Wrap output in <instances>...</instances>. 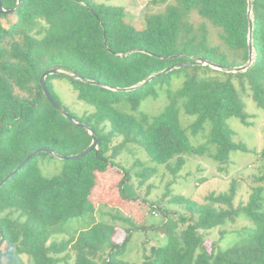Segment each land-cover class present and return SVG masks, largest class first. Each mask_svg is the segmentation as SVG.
<instances>
[{
	"label": "trees",
	"instance_id": "trees-1",
	"mask_svg": "<svg viewBox=\"0 0 264 264\" xmlns=\"http://www.w3.org/2000/svg\"><path fill=\"white\" fill-rule=\"evenodd\" d=\"M0 3L5 10L15 8L13 13L0 11V182L35 149L68 156L92 141L87 129L62 115L44 95L39 80L51 67L126 88L192 57L223 66L248 60V0H172L162 11L146 14L139 28L126 21L123 6L95 0H20L17 7V0ZM251 3L254 57L244 71L185 66L129 91L62 74L46 76L54 102L94 131L98 147L80 158H57L59 172L52 176L41 172L39 159L53 156L40 152L0 186V264H57L71 258L73 264H132L121 255L133 230L148 226L123 229L124 238L117 242L116 221L130 224V219L116 214L97 220L92 198L99 178L114 175V170L122 174L118 189L123 196L130 177L142 184L153 174L154 168L138 160L129 168L116 163L124 149L134 145L173 174L191 154L207 153L227 163L233 152L248 151L233 140L226 119L250 123L234 77H240L239 90L247 83L264 112V0ZM192 12L218 30L225 49L209 42L205 22L195 26L190 21ZM57 79L66 81L75 102L90 110L79 114L75 102L66 103L55 88ZM176 80L180 83L174 86ZM160 92L168 101L160 113L151 117L138 109L145 97L156 98ZM181 111L194 116L188 126L193 136L209 125L203 143H191L179 120ZM258 154L262 164L246 203L234 205L233 181L228 191L210 192L202 201L171 193L169 203L183 208L176 218L152 202L165 215L154 229L166 238L143 251L139 264H264V148ZM136 165L142 168L135 170ZM237 218L252 224L244 242L222 249L206 235ZM57 235L64 237L57 241Z\"/></svg>",
	"mask_w": 264,
	"mask_h": 264
},
{
	"label": "rangeland",
	"instance_id": "rangeland-1",
	"mask_svg": "<svg viewBox=\"0 0 264 264\" xmlns=\"http://www.w3.org/2000/svg\"><path fill=\"white\" fill-rule=\"evenodd\" d=\"M97 3H110L124 7L125 19L135 27L144 24V17L148 13H156L163 10L167 2L172 0H95ZM190 21L197 26L202 21L205 22L209 35V42L225 49L219 36L218 30L209 22L199 17L195 12L190 15ZM235 88L241 99V103L247 113H249V124L242 123L236 117H228L227 125L233 130V140L243 142L248 151L233 152L227 163H219L207 153L191 154L185 156V163L181 170L173 174L164 164L152 163L144 151L138 150L134 145L129 149H124L115 162L120 166L129 168L136 160L143 162L144 167L154 168V172L144 183L139 184L132 176L124 183L125 195H121L118 184L122 179V174L114 170L113 174L108 173L98 180L97 187L92 191V198L97 202L95 218L97 220H108L113 215L123 216L130 219V224L116 221L117 228L114 240H123L125 232L123 229L133 225L148 226L133 230L131 237L125 247L121 258L132 264H139L143 251L149 252L152 246L165 242V235L160 230L154 229L165 221V215L176 218L177 211L183 208L169 203L170 195L182 194L192 197L197 201H202L210 192L221 193L228 191L232 181L235 183L236 191L233 203H246L251 187L255 185L254 178L259 174L262 160L259 158V151L264 148V112L259 109L248 90L247 83L245 89L240 88V77H234ZM179 80L173 81L176 86ZM55 88L61 94L66 103H74L75 96L71 92L68 83L57 79ZM167 97L160 92L158 97H145L139 104L138 109L153 117L160 113L167 104ZM73 109L81 114L89 109L87 106L75 102ZM127 108V107H126ZM90 110V109H89ZM128 110V108L126 109ZM182 127H186V133L191 143L199 145L205 141V134L209 130V125L205 124L204 129L196 135L190 133L188 126L193 122L194 116H189L180 112L179 117ZM131 149V150H130ZM133 150V152H131ZM41 172L46 176H52L59 172L60 161L57 158L43 156L39 159ZM135 170H140L142 166H134ZM170 192H168L169 190ZM103 200V202H100ZM100 202V203H99ZM105 204H102L104 203ZM152 202L158 203L165 208V215L157 208L150 206ZM250 221L237 218L228 221L223 227H216L206 232V235L216 240L218 247L225 249L234 244L244 242L247 237V228H251ZM242 233V234H239ZM64 235H57L54 239L59 241ZM57 264H73L72 258L67 262L60 261Z\"/></svg>",
	"mask_w": 264,
	"mask_h": 264
},
{
	"label": "water",
	"instance_id": "water-1",
	"mask_svg": "<svg viewBox=\"0 0 264 264\" xmlns=\"http://www.w3.org/2000/svg\"><path fill=\"white\" fill-rule=\"evenodd\" d=\"M19 2H20V0H17L16 7L19 5ZM14 10H15V8H11V9L5 10V9L2 8V5L0 3V11H2V12L13 13ZM251 13H252V3H251V0H248V10H247V14H248V17H249V34H248V41H247L248 42V60L244 64L239 65V66H223V65L214 63L212 61H209L206 58L192 57L190 61H187V62H184V63H177V64L170 65V66L164 68L163 70H161L160 72H158V73H156V74H154L152 76H149L148 78H146L141 83L133 85V86H130V87H126V88H118V87L112 88L110 86H107V85H104V84H100V83L92 81V80H88V79L83 78L81 76H76L75 74L67 73V72L61 70L60 67H57V66H54V67H51V68L45 70L43 72V74L41 75L40 80H39V83H40V86L42 88V91H43L44 95L49 100V102L52 104V106L57 111H59L62 115H64L66 118H68L73 123L77 124L79 127H83L85 129H87L89 134L92 137V141L81 152H79L77 154H73V155H68V156H63L61 154H58L53 149H49V148H38V149H35L31 153H29L25 157V159L13 171L8 173V175H6L4 177V179L0 182V186L3 185L8 179H10L32 157H34L35 155H37L40 152L48 153L49 155H51V156H53L55 158H58V159H76V158H80V157L86 155L87 153H89L93 149H97V147H98V138L96 137L94 131L90 127H88L87 125H85L82 122L78 121L73 115L69 114L67 111L62 109L59 105H57L54 102V100L51 97V95L49 93V90H48V88L46 86V76L47 75H50V74H62L64 76H66V77L78 78V79H80V80H82L84 82L93 83V84H99L101 86H105V87L110 88V89H114V90H118V91H129V90L136 89L137 87H139L143 83L149 82L155 76H160L161 74L167 73V72H169V71H171L173 69L182 68V67H185V66H193V65L201 64V65H208L211 68L222 70V71H225V72L244 71L251 65V63L253 61V57H254V49H253V42H252L253 20H252V17H251ZM0 234H1V238H0V244H1L2 241H3V236H2V230L1 229H0Z\"/></svg>",
	"mask_w": 264,
	"mask_h": 264
}]
</instances>
